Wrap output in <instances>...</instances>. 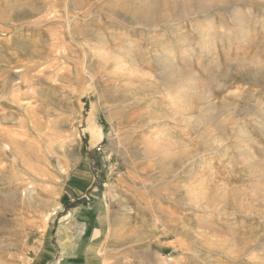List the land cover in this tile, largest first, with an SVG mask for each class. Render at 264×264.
Returning <instances> with one entry per match:
<instances>
[{
  "label": "rangeland",
  "instance_id": "374dc122",
  "mask_svg": "<svg viewBox=\"0 0 264 264\" xmlns=\"http://www.w3.org/2000/svg\"><path fill=\"white\" fill-rule=\"evenodd\" d=\"M0 264H264V0H0Z\"/></svg>",
  "mask_w": 264,
  "mask_h": 264
},
{
  "label": "crops",
  "instance_id": "0c3cea01",
  "mask_svg": "<svg viewBox=\"0 0 264 264\" xmlns=\"http://www.w3.org/2000/svg\"><path fill=\"white\" fill-rule=\"evenodd\" d=\"M73 191L75 192V189ZM83 209L86 211H83L82 215L80 217H81V219L85 218L84 220L82 219V221L86 224L85 231L90 232V235L94 236L93 234H94L95 230L93 228V224L95 225V221H94L95 207L93 205H91V203H90V207H84ZM75 218H78L77 213L75 214Z\"/></svg>",
  "mask_w": 264,
  "mask_h": 264
},
{
  "label": "bare ground",
  "instance_id": "6f19581e",
  "mask_svg": "<svg viewBox=\"0 0 264 264\" xmlns=\"http://www.w3.org/2000/svg\"><path fill=\"white\" fill-rule=\"evenodd\" d=\"M158 222H160L159 220H158ZM161 223V222H160ZM163 228V227H162ZM182 243V242H181ZM180 242H176V244H177V246L178 247H180V249H182L184 246L181 244ZM175 247V246H174ZM176 249V248H175ZM178 250V249H177ZM103 257V256H102ZM107 262V261H106Z\"/></svg>",
  "mask_w": 264,
  "mask_h": 264
}]
</instances>
